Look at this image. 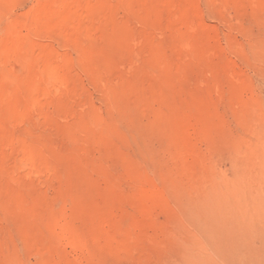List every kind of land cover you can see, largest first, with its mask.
I'll use <instances>...</instances> for the list:
<instances>
[{"label": "rangeland", "instance_id": "1", "mask_svg": "<svg viewBox=\"0 0 264 264\" xmlns=\"http://www.w3.org/2000/svg\"><path fill=\"white\" fill-rule=\"evenodd\" d=\"M0 264H264V0H0Z\"/></svg>", "mask_w": 264, "mask_h": 264}]
</instances>
